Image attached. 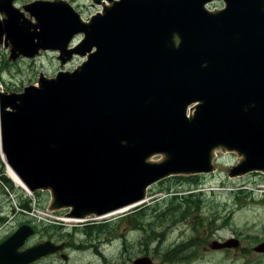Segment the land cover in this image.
I'll list each match as a JSON object with an SVG mask.
<instances>
[{
    "label": "water",
    "instance_id": "obj_1",
    "mask_svg": "<svg viewBox=\"0 0 264 264\" xmlns=\"http://www.w3.org/2000/svg\"><path fill=\"white\" fill-rule=\"evenodd\" d=\"M147 1L148 0L116 1L111 6L104 9L103 14H100L101 17L106 20L105 26H93V24H87L79 20L77 13L74 12L67 3L62 1H34L24 5V11L28 12L30 17H34L35 22H32V19L26 17L24 12L12 6V0H0V11L5 14V19L0 23V36L4 35V39L9 41L12 59L16 58L19 54L32 57L40 48L45 49L52 47L60 48V51L63 49L67 50L66 46L71 37L79 31H83L85 34V38L82 41L83 43L81 42L82 44L80 43V46L78 45L66 51V53L79 52L80 54H85L87 51L91 50L92 45H97V48L101 45L97 51L88 55V59L84 61L79 68H76L71 73L59 72L56 79H48L42 76L38 81V86H26L23 92L18 94L0 92V132L2 136V148L6 153L8 152L6 156L9 164L31 189L38 187L50 188L53 196L52 207L71 206V211L69 212L70 216L84 217L86 214L102 216L128 206H133L144 198L146 187L160 177L176 172L210 170L211 166L209 160L211 159L212 149L218 145L238 147L240 152L246 157L240 168H237L236 173L254 168L264 169V0H225L226 3H228L225 20L222 13L218 15L223 11L210 13L203 10L200 5L197 7L193 17L194 20L191 19V21L198 22L204 19L205 22H209L212 26H216L218 31L225 29L226 32L231 35L235 47L239 49L238 56L240 54L243 55L246 62L244 66L245 73H238L234 68L233 62H231L232 60L228 58V55L225 56L227 53L224 47L217 41L212 55L213 75H216L217 78L211 75H201L200 78L203 84L201 89H198L196 86L190 87V85L186 83L172 80L156 73L159 70V65L161 66L163 64L164 67L170 61V53L169 49L161 44L160 33L156 31L157 29L152 28V26L154 25L157 27L161 22L160 20L165 17H172L174 19L173 23L177 25L178 21L180 22L187 18L188 13L182 12L183 14L179 13L175 17L172 14L165 15L158 10L160 0ZM124 2L126 3L124 4ZM150 2H153L158 10L155 17L151 16L155 18L153 21L148 15ZM141 5H143L142 8ZM129 8H133L134 10ZM56 12H58L59 15ZM113 13L118 17H113ZM101 17L93 19L92 23H97ZM106 18H109V21L111 19L110 24H108ZM112 18H115V22ZM112 24L114 29L112 28ZM107 25H109L107 27L108 32H103V29H105ZM145 25L146 28L148 27L147 29L145 28L146 31L144 30L147 34L144 32L145 36L143 39L145 40H140V37H143L141 33L143 34L142 29H144ZM37 28H39L41 32L43 30V34H37ZM150 30L153 31L150 32ZM98 37H101L100 39L102 41H99L100 39ZM58 38L61 41L58 40ZM192 38L202 45H210L216 40L228 41L226 35H217L207 30L198 31ZM35 39L38 40V43L34 42ZM146 40L148 43L151 41V45L150 43L148 45ZM139 41H142L141 44ZM153 41L157 45L154 44ZM106 43L111 49H114L116 56L118 55L120 60L127 62H125L126 66L127 64L129 65V67L127 66V69L130 71L128 74L127 70L129 83L132 82L133 85L140 87L139 90L141 92L137 93L139 97L130 95L128 103L131 104L123 103L125 101L123 98H120L121 95L115 94L116 91L113 90L117 84L115 81V86L111 87V84L108 85L109 89L114 91H112V93L107 91L108 88L106 84L105 86L103 85L105 83L104 80L107 79L105 77L102 78L103 70L110 62L109 58L101 54L109 48ZM167 43L172 46V33L169 34ZM141 45L143 46L141 47ZM102 46L103 48L105 47L104 50L101 48ZM132 46H134V48H132ZM147 54L151 59L148 58ZM155 58L158 60L157 63L156 60L153 61ZM160 59H162V61ZM93 72H95V74ZM152 76L154 78H152ZM81 77L86 78L87 83L85 82V84H88L87 89L89 91L87 100L92 98V96L101 100L98 102H91V105L93 107L95 106L93 114L86 110L88 107L86 100L81 104L82 107L79 106V99L71 94L67 88L62 86V82L67 80V78L69 79V85H72L75 81L82 84L84 80H82ZM118 77L121 78L120 76ZM90 78H92V80H90ZM148 78L151 79L149 80ZM148 80L152 84L155 83V86L166 88L168 91L170 90V94L178 96L175 98L176 100H173L175 104L178 103L177 105H174V107L166 106V109H170L172 114V125H174L172 128L162 123L161 116H159L157 112L158 110L149 103L148 96L151 90L149 89ZM253 80L254 82H252ZM52 82L54 85L51 84ZM233 85L236 86L234 87ZM52 86L54 88H51ZM212 90L213 93H211ZM104 93H106V96L109 94V98H107ZM176 93L178 94L175 95ZM131 97L133 101H131ZM195 100H200L201 104L196 106L194 116L189 119L185 116V110L187 105ZM107 102L109 103V107ZM112 105L115 107H112ZM205 112L208 114L210 113L209 116L205 117V115H207ZM65 114H67L65 119L59 120L60 126L53 123L56 122L55 118L60 116L64 117ZM177 117H180L183 122L180 120V123ZM158 123L159 127L156 126ZM176 123H178V127H176ZM41 125L47 126L48 132H53V136L50 135L43 138L41 143L30 140L29 137L33 136L35 130ZM186 127L188 129H186ZM21 132L23 135H21ZM72 132H74V134H72ZM195 133H197L198 137ZM66 134L70 137L69 139L71 141L67 144L59 143L58 141ZM179 134H181L180 136L189 135V137L180 138ZM17 137L36 144V149L32 154V158L36 164L29 170L26 168V157L18 151V148H15L17 152L11 149V143L13 139ZM150 142L152 143V147L147 146L150 145ZM68 144L74 145L76 150L77 156H74L76 160L73 166H69L66 158L61 153V150ZM143 144H146V146H143ZM44 145L48 148V153L46 155L48 160L46 162L43 160L36 162ZM67 151L68 154L72 156L68 147ZM163 151L167 154V158H165L164 161L148 162L146 160L154 152ZM176 154H179L180 159L175 157ZM173 158L177 160L178 165L172 167L170 163H172ZM199 160L203 162L201 167L196 165ZM16 162H18L17 164L19 165L15 164ZM45 165L48 166L50 170L48 167L46 168ZM140 170L143 172H140ZM29 233V227H20L12 236L11 245L13 244V248L16 249L22 245ZM46 247H48L47 243H42L22 252L15 251L13 254V262L14 264H25L30 261L32 257L45 253L46 251L44 249ZM4 262H6V260H4Z\"/></svg>",
    "mask_w": 264,
    "mask_h": 264
},
{
    "label": "rangeland",
    "instance_id": "obj_2",
    "mask_svg": "<svg viewBox=\"0 0 264 264\" xmlns=\"http://www.w3.org/2000/svg\"><path fill=\"white\" fill-rule=\"evenodd\" d=\"M31 1L33 0H14L13 3L17 7ZM67 1L81 13L80 15L84 20L101 10L99 0ZM214 5L221 7L222 2L215 1ZM1 17H5L2 12H0ZM81 37L82 35H76L71 45L76 44ZM8 53V48L0 43V90L2 86L3 90L8 88L21 91L23 86L37 83L39 71L44 72L47 76H54L59 69L72 70L80 65L83 60L81 56L73 57L65 66L61 67L54 51H43L40 56L33 59L19 57L14 62L9 60ZM193 104L195 103L191 105ZM159 158L160 155H157L152 159V162H156ZM236 160L237 155L234 153L219 149L212 160L215 168L213 173L169 177L157 182L148 189L147 195L149 197L145 205L133 212L129 218L135 223L144 224L143 217L146 216V222L163 223V225L153 228L155 234L168 232L169 240H177L178 242L188 239L190 246L186 253L194 259V264H202L201 259L204 253L201 249L204 244L203 239L206 238L205 235L210 234L208 228L217 229L216 233L223 236L222 238L230 234L241 235L242 247L225 251V255L228 257L227 264L231 260H234L232 264H237L243 259H255L256 251H254L253 246L257 244L258 239L264 237V189L261 186L263 176L261 173L252 172L237 181L229 179V170ZM240 183L253 188V190L232 189ZM201 187L204 189L202 193H198L195 198L188 197L184 204L179 203L180 196H182L179 193ZM49 192L36 191L30 195L22 187L16 186L8 175L6 163L0 155V212L2 218L12 217L11 223L24 220L35 223L38 228L36 238L42 240L46 237L44 232H49L52 226L54 229L62 226L50 223V227L47 225L46 219H43L45 216L43 212L46 210L51 197ZM175 195L178 196V200ZM33 209L34 213L32 212ZM161 211L164 213H158ZM116 215L111 217L113 221L100 224L95 228L96 230L82 227L76 235L70 234L65 237L74 244L79 241L86 244V239L89 240L91 237L96 243H107L110 240L108 229L119 237L123 227L120 229L118 227L121 224L125 226L129 222L121 217L119 219ZM47 227L49 229H46ZM144 233L146 234L145 246L142 247L141 241L143 231L137 236L138 241L131 243L129 248L127 242L124 243L125 250L128 251L129 249L131 255H135L137 251L141 253L145 247L148 255L152 254L153 251L160 252L158 247H154L155 243L147 236L148 233L145 228ZM207 256L210 259V264H219L218 258L213 260L210 258V254ZM235 257L238 258L235 259Z\"/></svg>",
    "mask_w": 264,
    "mask_h": 264
},
{
    "label": "flooded vegetation",
    "instance_id": "obj_3",
    "mask_svg": "<svg viewBox=\"0 0 264 264\" xmlns=\"http://www.w3.org/2000/svg\"><path fill=\"white\" fill-rule=\"evenodd\" d=\"M158 213H164V211ZM131 215L132 214L124 217V219L129 221L125 226H122L121 224L118 227V229L123 227L119 237H117V234H115L112 230L108 229V236L110 237V240L107 243H96L94 238L91 237L89 240L86 239V244L81 241L74 244L70 243L65 237L70 234L76 235L77 231L82 228V225L85 229H95L97 226L102 224L93 219L87 220L78 226H74L73 224L67 226V224L59 222L58 224L63 227L60 226L56 229L52 228L54 226L51 227L50 223H47V225L51 227V230L46 233L44 232L46 237L42 240L41 238H36L38 228L34 223L30 225L32 227L31 235L25 239L23 246L17 248V250H24L31 246L44 243L45 241L49 245L52 243L55 246V249H52V247L49 246L44 254L31 259L26 264H194V259L190 258V256L186 253L190 246L188 239L182 242L169 240L170 237L168 232H159L157 234L154 232L153 228L163 225L162 222L149 223L146 222L147 218L144 216V224L135 223L131 218H129ZM139 217H141L140 214ZM11 220L12 217L2 218V214L0 212V243L7 240L20 225L32 223L26 220L21 221L22 223L18 221H16V223H11ZM144 228L147 230V236H149L150 240L155 243L154 247H158L160 252L153 251L152 254L148 255L145 247L141 253L140 251H137L135 255H131L129 249L128 251L125 250L124 243L127 242L129 248L131 243L138 241L137 236L140 235L141 231H143L141 241L142 247L145 246L146 234L144 233ZM46 229L49 228L47 227ZM208 230L210 231V234L205 235L206 238L203 239L204 244L201 249L204 253L201 259L202 264H210V259L207 256L209 254L210 258L213 260L218 258L219 264H227L226 262L228 257L225 255V251L230 248H217L218 243L216 241L222 242L224 241V238L216 233L217 229L211 230L208 228ZM263 240L264 237H261L258 239L257 244ZM175 249L177 250L174 251ZM7 250L12 251V248L9 246L7 247ZM205 256L207 257L205 258ZM237 258L238 257H235V259ZM255 258L257 259L255 261L243 259L237 264H264V251L255 252ZM233 262L234 260H231L228 264H232Z\"/></svg>",
    "mask_w": 264,
    "mask_h": 264
},
{
    "label": "bare ground",
    "instance_id": "obj_4",
    "mask_svg": "<svg viewBox=\"0 0 264 264\" xmlns=\"http://www.w3.org/2000/svg\"><path fill=\"white\" fill-rule=\"evenodd\" d=\"M99 4L102 5L103 8H107L108 6H110V3H106V2H103V1H99ZM176 39H174V42L176 44ZM83 43V42H82ZM81 43V44H82ZM124 43V42H123ZM129 43V41H128ZM80 44V45H81ZM125 44V43H124ZM79 45V46H80ZM126 46V45H125ZM121 47V46H120ZM128 49V48H127ZM121 50V49H120ZM128 51V50H127ZM121 52V51H120ZM127 54V53H126ZM138 54V53H136ZM133 55V54H132ZM121 56V55H120ZM125 56V55H124ZM123 58V57H121ZM125 61V60H124ZM126 62V61H125ZM125 62H123L122 60H120L118 58V56H114L112 59H110V62H109V65L106 66L103 70V73L106 75L107 77V80L109 82V85L111 84L110 81L116 77V76H128L127 75V70H125ZM127 63V62H126ZM101 65V64H100ZM105 65V64H104ZM128 66V64H127ZM126 66V67H127ZM101 67V66H100ZM95 68V67H94ZM101 69V68H100ZM103 69V68H102ZM139 71V70H138ZM130 71H128V74H129ZM91 75V73H90ZM89 77V75H88ZM84 80V83L80 84V85H74L72 88H71V91L78 99H79V106H81L82 103H84V101L86 100V103H87V111L90 112L91 114H93L94 112V107L91 105V102L94 101V102H98L99 99L98 98H90L89 100L88 99V89H87V85L85 84L86 82V78L83 79ZM88 81V80H87ZM87 83V82H86ZM112 85V84H111ZM90 86V85H89ZM65 103V102H64ZM82 107V106H81ZM67 108V107H66ZM192 108H187L185 110V113L187 115H191L192 114ZM67 110V109H66ZM81 111V110H80ZM83 111V110H82ZM50 112H51V108H50ZM79 112V111H78ZM67 116V114H65L64 117L60 116V117H57L55 118L56 119V122H53V123H56L58 126H60V122L59 120H64L65 117ZM64 118V119H63ZM93 118L96 120V118L93 116ZM180 122L181 118H177ZM182 121V120H181ZM52 122V121H51ZM55 126V125H54ZM40 128L42 130H44V132H41L39 133V136L41 138H45V137H48V136H53V132H48V127L47 126H44V125H41ZM8 134V133H7ZM9 135V134H8ZM21 135H23V133L21 132ZM11 136V135H10ZM8 137V136H7ZM180 138H188V136H179ZM13 138V137H12ZM6 139V137H5ZM8 139V138H7ZM6 141V140H5ZM7 143V141H6ZM10 143V142H9ZM36 144L34 143H31L30 141H24L20 138H14L13 139V142L11 143V149L15 150V148H18V151L21 152V154H23L25 157H26V168L29 170L31 168H33L35 166V161L33 160L32 158V154L33 152L35 151L36 149ZM143 146H146V144H143ZM147 146H150V145H147ZM2 147H3V144H2ZM7 147V146H6ZM7 149V148H6ZM5 149V150H6ZM217 150H218V146L212 150V157L216 155L217 153ZM10 151V150H9ZM3 152L5 154H7L4 149H3ZM17 152V151H16ZM11 153V152H10ZM0 155L1 157H3V154H2V151H1V145H0ZM157 154L155 155H152L150 156L149 158H147L146 160L148 162L152 161V159L156 156ZM160 155V158L157 160H161L164 158V156L162 154H159ZM176 157L180 159V156L179 154H176ZM239 159H241V156L239 157ZM7 166V172H8V175L11 177V179L14 181V183L16 184V186H20L22 187L28 194L31 195V193L26 189V187L24 186V184L21 182V180L18 178V176L14 173V171L11 169L10 166L6 165ZM135 168V167H134ZM137 171V170H135ZM140 172H143L140 170ZM28 173V172H27ZM103 208V207H102ZM101 208V209H102ZM105 208V207H104ZM89 209V208H88ZM93 209V208H92ZM98 210V209H97ZM121 210H125V209H121ZM69 220V219H68ZM0 264H14L13 262V256L7 260L6 262H4V259L0 256Z\"/></svg>",
    "mask_w": 264,
    "mask_h": 264
}]
</instances>
